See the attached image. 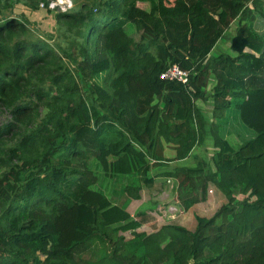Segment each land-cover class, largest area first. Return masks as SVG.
<instances>
[{"label": "trees", "instance_id": "1", "mask_svg": "<svg viewBox=\"0 0 264 264\" xmlns=\"http://www.w3.org/2000/svg\"><path fill=\"white\" fill-rule=\"evenodd\" d=\"M48 1L0 0V264H264L261 0L83 2L54 14L75 52L29 27ZM172 64L187 83L160 79ZM232 121L253 136L234 142ZM207 145L208 162L172 164ZM158 176L183 210L210 185L225 201L193 230L137 231L127 206Z\"/></svg>", "mask_w": 264, "mask_h": 264}, {"label": "rangeland", "instance_id": "2", "mask_svg": "<svg viewBox=\"0 0 264 264\" xmlns=\"http://www.w3.org/2000/svg\"><path fill=\"white\" fill-rule=\"evenodd\" d=\"M93 0H71V6L67 9V10H71L75 7H78L81 3L83 2H88L91 3ZM42 2V1H41ZM262 5L261 7L258 8V10H255V21H254V28L257 30L258 33H260L261 35L264 36V0H261ZM141 6H144L143 4H140ZM1 4H0V16L2 15V9H1ZM51 10V9H50ZM52 14H45V13H41L39 14L36 20H32L31 23H29V27L31 28L32 32L34 35L36 36H40V37H44V38H49L51 36V43L55 44L57 47L56 49L61 52L60 48H66L65 50L68 51H76V48L74 46L73 43L67 42L64 38H62L59 35V31H58V24L55 23V18H54V14L56 12L61 11V9H53L52 10ZM35 15V14H34ZM32 19V18H30ZM237 21H233L230 25V27L224 32L223 36L219 39V41L217 42L216 46L214 47L213 53L214 54H218L219 52H226L231 50L230 48V42H231V38L232 36L235 34V28L237 26ZM129 27V26H128ZM127 27V29H128ZM76 31V30H75ZM75 31H73V33L75 34ZM132 34L135 36V38H138V34L135 33L134 30H131ZM67 64L69 66V68L72 70V72L75 73L77 79H78V71H76V66L71 65V63L69 61H67ZM103 76L101 75L100 77H98L96 80L98 81V84H103ZM210 88V85L208 87V89ZM83 90H86L83 87ZM85 94L87 96H90L89 93L87 91ZM199 106L201 108V110L204 112V114H206V116H209V109H211V104L210 101H206V102H198ZM6 117V114L4 112L0 113V122L4 120V118ZM246 136L248 138H251L253 136V131L250 129H246L245 127H243L241 125V123H238L236 121H232L231 125L229 126V138L234 140V142L241 140L243 136ZM245 137V138H246ZM247 139V138H246ZM239 142V141H238ZM200 149H196L195 148L192 150L191 154L185 159V160H181V161H177V164H173V165H183L186 164L187 166L190 165H195L197 164V161H205L204 159L207 160V162L210 160V157L212 155L213 152V148L210 147L209 145L207 146H200ZM169 152L172 154L173 150H169ZM158 170L155 169L153 170L152 173L157 172ZM163 177H160V185L158 186V188H160L161 193L159 195L163 196L162 199L160 201V206L157 208V206L154 207V210L156 212H158V216H154L153 217L156 219H154L153 222V227L157 226L159 227L161 224H163L164 222L167 221H172V222H185V225L188 227L189 230H193L195 224H196V220H195V214L198 215H202V216H211L217 209L218 207L221 205L222 202L225 201H219L217 196H213L210 195L209 199L205 202L201 201L198 202V204L194 205L192 208H190L188 211L187 210H183L182 207L179 205V203L176 201V199H173L175 196V181L174 180H166V179H162ZM108 187H106V189L104 188V192L107 194V196H111V189L117 190L119 188V184H113L111 186L110 190H107ZM157 188V189H158ZM211 191V190H210ZM162 192H165V194H163ZM116 194V192H115ZM145 198L147 196V193L144 194ZM207 198V197H206ZM132 201V200H131ZM141 201H134L132 203V205H130L129 207V211H131L134 214V211L136 209V207H138V204L140 205ZM130 204V203H129ZM128 204V205H129ZM148 203L145 202L141 207L143 206H147ZM169 206H176L177 211L175 212H170L168 210ZM128 207V206H127ZM151 213V212H149ZM153 227H145L143 226L142 229H145L147 231H150L153 229ZM156 227V228H157ZM186 227V228H187ZM125 235L128 237L130 235L129 232H126Z\"/></svg>", "mask_w": 264, "mask_h": 264}, {"label": "crops", "instance_id": "3", "mask_svg": "<svg viewBox=\"0 0 264 264\" xmlns=\"http://www.w3.org/2000/svg\"><path fill=\"white\" fill-rule=\"evenodd\" d=\"M199 102V101H198ZM201 147H195V150L196 149H200ZM185 160V159H184ZM178 162H173L172 164H177ZM179 165H181V164H179ZM177 166V165H176ZM181 166H187L186 164H183V165H181ZM160 177H163V176H158V177H155L154 178V183H153V186H150L149 188H144L143 190H142V192H141V197L139 198V199H134V200H132L131 202H130V204L128 205V207H127V211L131 214V216H135L136 215V213L139 211V210H143L145 213H144V215L142 216V218H143V223H141V225L137 228V231H143V232H146V233H150V232H152V231H154L155 230V228L157 227V226H154L153 227V222H154V217H153V215L154 216H158V217H160L159 215H158V212H156L155 210H154V207L155 206H157V208L160 206L159 204H160V201L161 200H163L162 199V197L163 196H161V195H159L160 193H161V191H160V188H158V186L160 185V182H161V180H160ZM162 179H166L165 177H163ZM169 178H167L166 180H168ZM170 180H173V179H170ZM158 188V189H157ZM211 190V191H210ZM145 193H147V196H146V198H145ZM163 194H165V192H162ZM210 195H213V196H217L218 197V200L219 201H224V196L221 194V192L217 189V188H215L214 186H212V185H210L209 186V188H208V192H207V198H206V200L205 201H207L208 199H209V197H210ZM173 199H176V197L174 196V198ZM134 201H141V203H140V205L138 204V207H136V209H135V211H134V214L131 212V211H129V207H130V205H132V203L134 202ZM205 201H203V202H205ZM145 202H147L148 203V205L147 206H143V207H141ZM196 204H198V203H196ZM196 204H194V205H196ZM193 205V206H194ZM192 206V207H193ZM192 207H190V208H192ZM189 208V209H190ZM188 209V210H189ZM187 210V211H188ZM149 212H151V213H149ZM156 220V219H155ZM167 222H169V221H167ZM165 223V222H164ZM176 223H179V224H181V225H183V226H185V227H187L186 225H185V222L183 221V222H176ZM153 224V225H152ZM143 226H145V227H148V226H150V227H153V229L152 230H150V231H147V230H145V229H142V227ZM195 227V226H194ZM188 228V227H187ZM194 229V228H193ZM130 236V235H129Z\"/></svg>", "mask_w": 264, "mask_h": 264}, {"label": "built area", "instance_id": "4", "mask_svg": "<svg viewBox=\"0 0 264 264\" xmlns=\"http://www.w3.org/2000/svg\"><path fill=\"white\" fill-rule=\"evenodd\" d=\"M39 5L42 7L45 6V3L41 2ZM46 6L51 10L61 9V11H66L65 9L71 6V0H49ZM159 77L161 80H175L184 84L188 81L189 72L182 69L178 64H172L163 70ZM168 210L170 212H175L177 208L176 206H169Z\"/></svg>", "mask_w": 264, "mask_h": 264}]
</instances>
